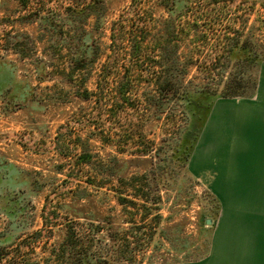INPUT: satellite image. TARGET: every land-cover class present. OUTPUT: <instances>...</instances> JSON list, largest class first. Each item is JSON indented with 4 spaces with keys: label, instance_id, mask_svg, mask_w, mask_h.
Instances as JSON below:
<instances>
[{
    "label": "rangeland",
    "instance_id": "rangeland-1",
    "mask_svg": "<svg viewBox=\"0 0 264 264\" xmlns=\"http://www.w3.org/2000/svg\"><path fill=\"white\" fill-rule=\"evenodd\" d=\"M263 61L264 0H0V249L50 225L41 260L113 218L144 227L124 264L264 254ZM221 100L241 103L225 184L205 134Z\"/></svg>",
    "mask_w": 264,
    "mask_h": 264
},
{
    "label": "trees",
    "instance_id": "trees-1",
    "mask_svg": "<svg viewBox=\"0 0 264 264\" xmlns=\"http://www.w3.org/2000/svg\"><path fill=\"white\" fill-rule=\"evenodd\" d=\"M175 21H172L168 28L170 35L175 33L176 27H178ZM235 42V44L240 43L239 39L235 40ZM241 44L243 45V42ZM176 62V59H171V66L176 64ZM175 86L174 82L168 80L162 87V91H167L169 94L171 93L170 90L174 91ZM257 86L258 77L252 82L251 88L256 92ZM227 89L230 91L225 98L246 94L240 90L236 81L232 82ZM189 158L190 156L187 161ZM122 194V192H119V195ZM118 200L120 204L126 207L125 209L133 204V201H126L121 196ZM130 214L132 213L130 212ZM114 220L111 218L109 222H105V225H110L114 230V233L105 236L101 235V232L104 231L103 227L70 225L64 234L63 241L58 246L49 249L48 257L34 260L31 255L43 238H49L47 230L52 229V226L45 224L42 229L35 231L31 235L29 234L18 243L12 245L14 247L0 249V264H124L128 260L127 255L133 254V249L130 250L133 238L139 241L141 239L139 236L142 235L141 232L144 227L133 228L132 226L128 230L120 231L118 228L113 227Z\"/></svg>",
    "mask_w": 264,
    "mask_h": 264
},
{
    "label": "crops",
    "instance_id": "crops-1",
    "mask_svg": "<svg viewBox=\"0 0 264 264\" xmlns=\"http://www.w3.org/2000/svg\"><path fill=\"white\" fill-rule=\"evenodd\" d=\"M264 79V61L261 64V68L258 76V86L256 95L257 98L259 96V92L261 90L262 81ZM236 104H241L233 101H219L215 105H213V109L211 111L209 125L206 128V133L210 135V143L209 148L211 150H215V157L217 159V163H212L211 167L215 166L217 168L216 172L222 176L218 178H213V180H217L225 184L228 181V165L225 161V156L227 154V150L229 149V133H228V119L227 115L231 109H233ZM221 161V162H219ZM189 170L195 174H199V172L206 171V163L204 158L199 157L196 153L189 164ZM215 170H212V173ZM231 259V260H230ZM229 260L225 255L219 254H206L203 258L185 262V263H177V264H264V254H236L232 255ZM229 262V263H227Z\"/></svg>",
    "mask_w": 264,
    "mask_h": 264
},
{
    "label": "bare ground",
    "instance_id": "bare-ground-1",
    "mask_svg": "<svg viewBox=\"0 0 264 264\" xmlns=\"http://www.w3.org/2000/svg\"><path fill=\"white\" fill-rule=\"evenodd\" d=\"M234 146V145H233ZM235 148H237V146H236V144H235V146H234V148H233V152L234 153H236V149ZM216 254V253H215Z\"/></svg>",
    "mask_w": 264,
    "mask_h": 264
},
{
    "label": "water",
    "instance_id": "water-1",
    "mask_svg": "<svg viewBox=\"0 0 264 264\" xmlns=\"http://www.w3.org/2000/svg\"><path fill=\"white\" fill-rule=\"evenodd\" d=\"M207 223H208V224H210V223H211V221H210V220H207Z\"/></svg>",
    "mask_w": 264,
    "mask_h": 264
}]
</instances>
